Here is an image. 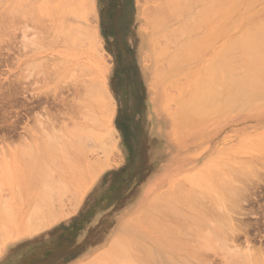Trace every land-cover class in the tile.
<instances>
[{
    "label": "rangeland",
    "instance_id": "1",
    "mask_svg": "<svg viewBox=\"0 0 264 264\" xmlns=\"http://www.w3.org/2000/svg\"><path fill=\"white\" fill-rule=\"evenodd\" d=\"M24 1H0V15L2 14V16H0L2 19L0 20V213L6 215L7 212H10L8 214H11L12 219L16 218L15 222L14 220V223L12 222L14 225L10 224L11 226L8 228L22 225V221H25L23 219H26L25 217L27 214L34 213V210H37L39 215H41V213L45 214L41 215L43 219L36 216V219H42L39 220V223L43 221L40 225L41 227H36L37 224H35V226L34 223H32L31 228L27 229L28 231L26 232H24L25 229H23L19 233H14V235H10L9 233L0 238V264H95V259L98 260L99 257L106 256L103 251H106L109 245L112 246L115 237L119 236L122 232L121 227L124 226L130 218L134 217L135 213L142 207H151L153 210L158 206L157 203L163 202L165 204V201L161 200V198L164 197L163 193L165 195L169 192L176 193V188H174L176 184L177 186L181 184L177 188L178 192L179 189L182 188L184 190L181 191H185L183 193L187 195H190V193L198 194V192H200L199 194L201 195L205 193L204 195L207 197H215L216 194H214L213 191L216 192V187H214L213 190L208 189L210 190L208 191L206 184H202V179L200 180V186H195L196 184L193 183L196 178L194 177L195 179L192 180L193 176L197 173L200 176V172L204 169L209 170L208 172L218 168L221 169V167H219V162L225 163L228 161V164L232 162L231 164L233 167L237 168L240 161L243 160V162L251 160L253 166L250 163L252 168L249 166L248 169L252 174H249L250 172L248 171L250 176H248L246 172L245 177H250L253 181L242 178L241 174L242 185L238 184V186L241 187L245 185L244 189L247 188V191H244L246 194L244 199L245 197L246 199L244 200L241 197L245 202L240 199V207H237L241 208V211L237 214L235 210L230 211L229 209H225V211L230 217L232 224L236 223V226L234 225L236 234L240 231L239 237H237L238 234L236 236L238 245L240 244L242 249L245 247L251 248L252 246L251 250L255 249L256 251H261L263 259L264 105L262 107H251L253 109L247 111L250 107L249 105L245 107L246 104L243 106V103L237 102V104L234 103V106L236 105L234 110H231V106L226 113L209 119L205 124L199 123L193 128H187L189 130L184 129L182 130L183 132L179 131L177 134H173L171 129L172 117H170L169 114L177 113L179 107L176 101L186 92L182 91L180 88L177 89L178 82H176V78L180 77V75L182 76V74L185 76L187 75L186 73L189 71L188 66L190 62L184 60L187 64L185 63L183 68L181 67V70L174 74L171 68L167 67L168 64L167 66H162L166 65L164 62L168 60L169 54H161L162 58L160 57L161 55L158 56L159 54H156L157 52L160 53L161 47L163 48V46L165 47V45H167L166 43L164 44L165 40L163 38H158L155 42L158 41L159 44L149 43V46L146 45V37L149 38L153 32V25H151L153 21L148 17L151 15L150 12H153V8L156 7L158 3H161L160 0H90L91 2H89V0H86V2H84V0H77L78 3L76 0H59L60 3L58 0ZM256 1H258L256 5L245 12L244 10L240 11L243 9V5H240V8L238 6L239 10L233 17L236 16L235 18L237 19L238 15L239 17L241 15L240 20L238 19L239 23L235 24L233 30H230V32L227 30L228 33H225L210 49H206L207 51L202 50V59H210L214 54H218L219 51L225 49V46L227 47L228 42L231 41L237 33H241L250 26L253 20H256V17H254L252 21L250 19L253 18L259 10L264 8L263 0ZM20 2H22V5H20ZM75 2L80 9L84 5V9H78L79 7ZM80 3L83 4L82 7ZM9 4H11L12 7L8 6ZM89 4L90 6L85 7ZM69 5H71V7H69ZM152 5L155 6L153 7ZM76 6L77 8H75ZM156 8H158V6ZM22 9L23 12H21ZM32 10L34 11L31 12ZM57 10L60 14L56 16ZM10 11L15 12L13 14ZM79 11H83V13H81L84 16L87 14L85 18L89 15L88 19L91 18L90 21L88 22V19L85 20L84 17H79L82 15ZM239 12H243L244 15ZM29 13L32 15H29ZM73 13L76 15L75 17ZM157 13L158 12H156V14ZM64 15L66 21H62ZM152 16L153 14L150 17L152 18ZM35 17L38 19L35 20L37 22L34 21ZM56 18L60 19L58 20ZM80 18L83 19L81 20ZM32 20L34 22H30ZM71 20L72 22L79 21L82 26L84 25V27L81 28L82 32L83 28H85L86 31H88L87 29L89 27L92 29L93 27L95 28L93 30L94 33L91 35L88 34L90 30L88 33L86 32L88 34L87 38L89 35L90 37L93 35V38H95L94 42L98 45V49L96 48L97 45L92 47L93 53L90 52L91 50H85V46L83 47L84 49L81 47L83 43L84 45L85 42L88 43L86 40L80 45V42H82L81 38H86L85 32L84 35H81V38L79 36L80 34L78 35L80 38V46L74 48L78 43L76 44L74 42L76 33H74L73 30H75V32L81 30L78 29V23L74 24V27ZM39 21H42V23ZM247 21H249V23H247ZM4 22L7 23L5 24ZM60 22L67 23L68 25H66L68 28L63 29V27L66 26H63ZM35 23L37 24L35 25ZM69 23H71L73 27ZM41 25L43 28H40ZM69 26H71L70 30L73 29L71 32L73 31L72 34H74V37L70 33V30H68ZM76 26H78L77 30ZM44 28L47 32H43ZM64 33H66L68 37ZM68 34L73 37L72 40L71 37L69 38L70 35ZM94 35L96 37H94ZM5 37L8 39L6 38L5 40ZM182 37L183 38L177 37L179 40L176 38L177 41L174 39L175 42L172 40L174 42L173 44L170 42L166 46H169V49L171 48L170 50L168 49L170 52L175 50L179 41L185 38L188 39L186 36ZM68 41H70L69 44ZM76 42H78V40ZM90 42L92 43V41ZM87 47L86 45V48ZM159 48L160 50H158ZM94 50L101 53L103 56L100 57L101 54L97 56L98 54H96L97 52L95 51V53ZM85 53L91 54L90 58H87ZM203 54L205 56H203ZM156 55L158 59L155 57ZM102 58L104 59L102 60ZM193 60L196 62V59L193 58ZM83 62L87 67L89 64H92V66L90 65L89 67L95 69L94 76L100 75V77L96 78L97 76L93 77L91 74V79L103 78L102 66L105 67L103 73L106 75L107 86L111 94L110 97H112L111 101H113L112 106L114 105V115L111 123V127L115 130L116 145L115 147L113 146L115 149L112 151L114 153L107 151V153L105 152L104 154L101 149V151L97 150V146L96 150L98 152L94 151L95 146L93 147L92 145L93 139L87 143V146L83 147L82 145L86 144L85 141L87 140L88 142V139H90L88 138L90 134L83 128L84 126L79 127L78 125H73L66 117H64L65 119H61L62 123H57V127L55 126L56 131L61 136L59 137V135L56 134L54 138L55 141L53 139L56 132H54L55 129L52 130L51 127H48L51 128V132L49 133L50 130L46 129L47 127H45V129L42 127L40 131V126L42 125H38L39 123L36 120L37 115L43 118L49 115L47 112L51 111L50 113H52L57 111L60 113L58 110L61 108H63L61 110H64V105L61 104H64L65 96H69V91L67 90V92L63 87H72L74 86V82H80L79 80L84 77L85 73L83 70L86 71L85 68H87L85 67L83 69L85 66ZM162 62L163 64H161ZM195 62L192 61V63ZM44 63H46V66H43ZM60 63L62 64L59 65ZM99 63H101L100 68L98 66ZM157 65L161 66V69H165L166 67V70H163V72L161 70L160 72V68L157 67ZM43 69L47 77H43L44 75L46 76ZM71 69L73 70L72 72ZM157 71L160 72V75L163 73L160 79L158 75L156 76ZM49 72H51V75ZM184 75L180 77V80L178 78L183 84L187 81ZM46 78H48V81H46ZM181 82H179V84ZM169 83H173L174 85H170ZM60 85L62 89H59V87H61ZM10 86L13 88V92H11L12 88ZM59 91L61 93H59ZM60 94H64V97L62 95L60 96ZM60 97L63 99H60ZM160 101L166 104L167 114H164L163 110L159 107L158 102ZM263 101L264 98L262 101L260 100L259 103L261 104ZM55 103L56 105H54ZM238 103L240 106L242 104L244 109L242 107L241 110L237 109L239 106ZM262 104H264V102ZM57 105L61 106V108ZM61 124H63L64 130L59 129V131L57 128H59ZM67 127L69 130L72 129V131H69ZM31 129H36L33 131L39 133L36 134L37 136L39 135L40 138V147H38L39 145L37 146L36 142H32V136L30 135ZM65 130L68 133L64 132ZM73 130H75L76 133ZM52 132L54 135H52ZM86 133L88 134L87 137ZM261 136L263 137L262 140ZM70 137L73 140L71 143L69 141ZM79 138L80 140H78ZM255 138H260V140ZM47 140L52 143V147L56 150H50L51 147H49L50 144H47ZM76 140H78L79 143H77ZM256 140H258V143ZM262 141L263 143H261ZM43 143L46 147L45 153H51L47 154L50 156L49 159L45 156V159L47 157L48 160L44 159L45 161H42L46 162L48 167L50 166L49 170L52 168V171L50 170L51 173L47 172L44 168L43 171L47 172V176L45 172V175L40 172L42 174L41 177L38 172L39 174L37 173L38 175L35 174L33 177L32 175L34 173L32 170L35 169V167L37 168L38 165L37 157L34 154L40 152L39 148L42 149V147H44ZM79 152H81V154ZM52 155L53 158H51ZM105 155H107L108 158H106ZM50 158L53 161L55 159L54 166ZM236 161L239 163H235ZM104 163L106 164L104 165ZM55 164H57V166ZM58 165L61 166L59 167ZM62 166L66 170H64ZM90 166L94 167L92 168ZM240 167L241 166L238 168ZM254 167L259 170L256 169L257 172L255 170H253L255 171L253 172L252 169H255ZM62 168L63 170H61ZM31 173L33 174L30 175ZM36 175L41 177V179ZM48 175H50L49 178H47ZM43 177L45 179H42ZM46 178L49 180L51 179L52 181L50 182L52 183H50L49 180L46 181ZM59 179H63V183L60 182L61 180ZM44 180L47 183L44 182ZM245 180L248 181L245 183ZM33 181L35 184H33ZM58 181L61 186L56 183ZM249 181H251V183ZM181 182L183 183V187ZM64 183L68 185L66 186ZM69 184L71 185L69 186ZM246 184L249 185V188L248 186L246 187ZM43 186L44 189H40V187L43 188ZM173 188L175 190H173ZM38 191H41V194L44 192H48L49 194L44 193L43 199H39L38 197L40 196L37 195L39 194ZM248 191H250V193ZM16 192L18 194L21 192L22 196L18 195ZM23 197L28 200L25 201ZM153 198H160V200L154 201L152 200ZM39 205L41 206L40 208ZM233 205L235 206L238 204ZM51 209L54 213L56 210V213L48 214L53 212ZM31 210L32 212H30ZM39 210H43V212L39 213ZM37 211H35V213H37ZM11 212H15L14 214L16 215ZM47 220H50L49 222L52 223H49ZM44 222H47L46 226ZM0 224L2 225V223ZM135 226L134 223V227ZM237 230L239 231L237 232ZM232 244H234V242ZM203 249L202 257H199L202 259L201 264H228V262L224 261H227L224 251L215 253L214 251ZM135 258L132 256L131 259L133 261L131 260V262L128 260L129 262L127 261L126 264H139L138 260L136 259V261ZM108 260L109 259H106L105 261L107 262ZM124 260L125 259H123V261Z\"/></svg>",
    "mask_w": 264,
    "mask_h": 264
},
{
    "label": "bare ground",
    "instance_id": "2",
    "mask_svg": "<svg viewBox=\"0 0 264 264\" xmlns=\"http://www.w3.org/2000/svg\"><path fill=\"white\" fill-rule=\"evenodd\" d=\"M78 1H77V3H78ZM91 1L89 0V2H91ZM259 1H262V0H259ZM24 2H26V1H24ZM84 2H86V0H84ZM160 2L161 3H158L156 5V7L158 6V8L154 7L155 5L154 6L152 5L154 7L152 10L153 12H150V13H151V15L153 14V16H152V18L150 17L151 15H149V17H148L149 19H151L153 21L152 22L153 24H151V25H153V32L149 38L146 37V39H147L146 45L149 46V43L150 44H153V43L157 44L158 41L157 42H155V41L158 38H163L166 41V42L164 41V44L166 43L168 45L170 42H172L171 44H173L175 42L174 39L176 40L177 37L178 38H183L182 36L188 37V39L185 38L184 40L179 41L175 47V50H173L172 52L169 51L171 48L169 49L168 48L169 46L166 47L167 45H165V47L164 46H163V48L161 47V50H160V48L158 49V50H160V53L159 52L156 53V54H159L158 56H160L161 54H164V55L169 54V56H168L169 58H168V60H166L167 62L166 61L164 62V64L166 63V65H162V66L164 67V66H167V64H168L167 67H170L174 74H175V72L180 71L181 67L183 68V65L186 63V61L190 62V63L188 62L189 66L187 65L188 70H189L186 73L187 75L186 76L184 74H182V76L180 75V77H183V75H184V78L186 77V79H187L186 83L183 84L181 81H179L180 77H178L179 80H178V78H176L177 79L176 82H178L177 89L180 88L182 91H186V92L184 94H182L176 101L178 103V107H179V110L177 109L178 110L177 113H174V114L170 113L169 114L170 117H172V127H171L172 133L177 134L179 131H182V130L187 129V128H189V129L193 128L199 123L205 124L208 122L209 119L214 118L218 115L221 116L222 114L226 113L228 108L231 106H232L231 110L232 109L234 110V108L236 106V105L234 106V103L237 104V102L243 103V106H244V104H246L245 107L247 105H249L250 109L248 108L247 111H250L251 109H253L257 106L262 107L264 105V104H262L264 101L261 104L259 102H260V100L262 101V99L264 98V8L262 10H259L257 12V14H255V16H253V18L250 19L252 21V19H254V17H256V20L255 21L253 20L252 23L250 24V26H248L241 33H237L234 36V38L228 42L227 47L225 46V49H223L222 51H219L218 54H214V56L210 59L205 60V59H202V57H201L202 50H206L208 48L210 49L214 44H216V42H218L222 38V36L225 33L227 34L228 31L230 32V30H233L235 24L239 23L241 15H240V17L238 15L237 19L235 18L236 16L235 17H233V16L236 12H238L239 8L241 7L240 5H243V9H241L240 11L244 10V12H245L246 10L252 9V7H254L256 5V2H258V1H256V0H162L161 1L160 0ZM14 3H15V1H14ZM21 3L22 2H20V5H22ZM59 3H60V1H59ZM77 3L75 2V4L78 6ZM63 4H64V2H63ZM63 4H62V6H63ZM84 4H86V3H84ZM82 5L83 4L80 3L81 7H82ZM8 6L12 7L11 4H9ZM77 6L75 8H77ZM88 6H90V4L86 5L85 7H88ZM238 6H239V8H238ZM69 7H71V5H69ZM83 7H84V5H83ZM32 8H34V7H32ZM82 8L80 9V7H79L78 9L82 10ZM78 9H77V11H78ZM63 10H64V7H63ZM155 10H157V11H155ZM33 11L34 10H32L31 12H33ZM70 11H69V14H70ZM10 12H12V11H10ZM14 12L15 11H13L12 13L14 14ZM21 12H23V9ZM58 12L59 11L57 10V13L55 14L56 16H57V14L58 15L60 14V12L59 13ZM81 12L83 13V11H81ZM81 12L79 11V13H81ZM91 12H92V10H91ZM156 12H158V13L156 14ZM63 13H64V11H63ZM93 13H94V11H93ZM239 13L240 14L242 13V15H244L243 12H239ZM4 14H6V13H4ZM13 14H12V16H13ZM155 14H156V16H155ZM252 14H254V13H252ZM29 15H32V14L29 13ZM61 15H62V13H61ZM82 15L81 16L78 15V16L84 17L85 20L88 19V17H89V15H88V17L85 18L87 14L85 16L84 15L82 16ZM157 15H159V16H157ZM0 16H2V14ZM8 16H9V14H8ZM67 16H69V15H67ZM73 16L75 17L76 15L74 14ZM64 17H65V15L63 16L62 21H64V20L66 21V19ZM36 19H37V17H35L34 21ZM41 19H42V17H41ZM41 19H39V20H41ZM56 19H58V18H56ZM80 19L82 20L83 18H80ZM90 19H88L87 21L89 22ZM0 20H2V19L0 18ZM34 21L32 20L30 22H34ZM35 22H37V21H35ZM71 22H72V20H71ZM4 23L6 24L7 22H4ZM40 23H42V21ZM61 23L62 22H60V24ZM76 23H78L77 25L79 26V28H78V26H76V30H77V28L81 30V28L84 27V25L82 26L81 22H79V21L78 22H72L73 25ZM247 23H249V21H247ZM8 24H9V22H8ZM36 24L37 23H35V25ZM62 24H63V26L64 25L66 26V27H63V29L68 28L67 23H66L67 25L64 22ZM69 24H71V23H69ZM72 24H71V26L73 27ZM245 24H246V22H245ZM1 25H2V23H1ZM35 25H33V26H35ZM41 26H40V28H43V26L42 27ZM58 26H59V24H58ZM71 26H69L68 30H70ZM74 27H75V25H74ZM2 29H5V28H2ZM94 29H95L94 27H93V29L91 27H89L87 30L88 31L90 30L89 31L90 33H88V31H86L85 28H83V32H82V30L81 31L77 30L75 32V30L71 29L74 31V33H76L75 38L78 40V42H76L77 41L76 39H75L76 41L74 40V42L76 44L78 43V45H75L74 48H76V46L77 47L80 46L86 40L88 43L85 42V45L83 43L81 45V47L83 48L85 46L84 47L85 50H91L90 52L93 53L92 47L93 46L95 47L97 44L94 42L95 38H93V35L91 37H90V35L92 33H94V31H93ZM241 29H243V28H241ZM68 30H67V32L69 33ZM71 30H70V33L72 34L73 31L71 32ZM4 31H3V33H4ZM44 31H46L45 28H44L43 32ZM77 32H78V34H77ZM84 32H85L86 38H87L88 34H90L87 39L85 38V36H84L85 39H83V37L81 38V35L82 34L84 35ZM24 33H25V30H24ZM0 34H1V32H0ZM64 34H66V33H64ZM68 35H70V34H68ZM76 35H77V37H76ZM78 35L80 36V38L82 40V42H80V45H79L80 38L78 37ZM95 35H94V37H96ZM66 36H67V34H66ZM72 36L74 37V34H72ZM70 37H71V35L69 36V38ZM73 37H71V40L73 39ZM6 38L7 37H5L4 39L6 40ZM90 38H91V40H90ZM178 38H177V40H179ZM57 40H59V39H57ZM10 41H12V40H10ZM10 41H7V42H10ZM90 41H92V43ZM64 42H62V43H64ZM69 42L70 41H68V44H69ZM72 43H70V44H72ZM86 45L88 47L90 46L91 48L90 47H89V49H88V47L86 48ZM72 46H74V45H72ZM160 46H162V45H160ZM160 46H158V47H160ZM81 47H79V48H81ZM96 48L98 49V45L96 46ZM96 48H94V49H96ZM156 49H157V47H156ZM96 50H94V52ZM97 51L100 52L99 50H97ZM98 52L96 53V54H98L97 56H99V54H101ZM90 55L91 54L87 53L86 54L87 58H90ZM102 56L103 55L101 54L100 57H102ZM158 56L156 55L155 57L158 59ZM203 56H205V55L203 54ZM160 57L162 58V55ZM193 58L196 59V62H195V60H193ZM103 59L104 58H102V60ZM184 60H186V61H184ZM69 61H71V60H69ZM192 61H194L195 63H192ZM101 63L98 64L99 68L101 67ZM61 64L62 63H60L59 65H61ZM78 64H79V62H78ZM83 64L85 65L84 62H83ZM161 64H163V62ZM73 65H71V66H73ZM90 65L92 66V64H89L88 67L86 65L83 67V69L85 67H87V68H85L86 71L83 70L85 72L84 77H82L79 80L80 81L79 83L74 82V86L71 87V86H67L68 85V82H67V85H66L67 87H65V88L63 87V89H66V91L67 90L69 91V96H65V102H63L64 104H61V105H64L63 106L64 110H61L63 108H61V106L57 105L61 108L60 110L57 109L58 111H60V113L57 111L50 113L51 112L50 111V112H47V113H49V115L47 117L41 118V116L37 115L36 120L39 123L38 125H42V126H40L41 128L39 127L40 131L42 130V127H44V129H45V127H47L46 129L50 130L49 131V133H50L51 128H52V130L55 129L54 130V132H55L56 127H57L56 126L57 123H62L61 119L66 117L69 119V121H71L73 123V125H78L79 127L84 126L83 128H85L88 131V134H90V135H88L86 133V137L88 135V138H90V139H88V142H87V140L85 141L86 144L82 145L83 147L87 146V143H89L90 141H92L91 139H93L92 145H93V147L95 146L94 151L98 152L97 150L101 149L102 153L105 154V152L107 153V151L112 152L113 149H115L114 147L116 145L115 130H113L114 128L111 127L112 118L114 115V107H113L114 105L112 106V104H113V101H111L112 97H110L111 94H110L109 88L107 86L106 75L103 73V71L105 70V67L102 66V77L103 78L96 79V78L100 77V75L99 76L95 75L97 77L91 79L90 76H91V74L92 75L94 74L95 69H92L91 67H89ZM43 66H46V63H44ZM187 66H186V68H187ZM50 67H48V68H50ZM157 67L160 68L161 66L157 65ZM161 68H160V72H161V70H162V72H163V70H166V67H165V69L164 68L161 69ZM44 69H43V71H44ZM58 69H59V66H58ZM72 71L73 70L71 69V72ZM160 72L157 71V73H159V74L156 73V76L158 75L159 79L162 77L161 75H163V73L160 75ZM184 72H186V71H184ZM49 73L51 75V72H49ZM173 73H171V74H173ZM44 74H46L45 71H44ZM169 75H170V73H169ZM62 76H63V74H62ZM95 76L93 75V77H95ZM43 77H47V74H46V76L44 75ZM172 78H174V77H172ZM46 79L45 80L48 81V78H46ZM179 82H181V83L179 84ZM169 84L171 85L173 83H169ZM63 86H64V84H63ZM57 87H59V86H57ZM60 88L62 89V86L59 87V89ZM174 88H176V87H174ZM59 89H57V90H59ZM54 90H55V88H54ZM0 91H1V86H0ZM11 92H13V88H12ZM61 92H62V90H61ZM61 92L59 91V93H61ZM70 93H71V96H70ZM61 95L64 97V94H60V96ZM67 95H68V93H67ZM58 97H59V95H58ZM68 97H70V98H68ZM61 98L62 97H60V99ZM162 102L163 101L158 102V105L163 110V113L167 114L168 112H167L166 104L165 103L163 104ZM54 105H56V103ZM241 107H242V104H241V106L239 104L237 109L241 110L243 108V107L242 108ZM251 107H253V108H251ZM237 109H236V111H237ZM243 111H246V110H243ZM263 111H264V109H263ZM169 115H167V116H169ZM79 124L82 126H80ZM62 125L63 124H61V126H59V128H57V130H59V129L62 130L63 129ZM78 126H77V128H78ZM48 127H51V128H48ZM44 129H43V132L45 134ZM67 129L69 130L68 127H67ZM189 129H187V130H189ZM33 130H36V129L30 130V132H31L30 135L32 136V142L33 141L36 142L37 146L39 145L38 147H40V143H39L40 138H39V135L37 136V134H39V133H37V131H33ZM37 130H38V128H37ZM70 130L72 131V129H70ZM73 131L75 132V130H73ZM64 132H66V130ZM40 133H42V132H40ZM66 133H68V132H66ZM77 133H78V131H77ZM56 134H58L57 131L55 132V136H53V139L56 137ZM52 135H54L53 132H52ZM69 135H70V132H69ZM84 135H82V136H84ZM59 137H61V136L59 135ZM258 137H260V136H258ZM70 139H71V137L69 138V141L71 143V141H73V140L72 139L70 140ZM81 139H85V138H81ZM255 139L260 140V138H255ZM262 139H263V137L261 136V140ZM78 140H80V138ZM78 140H76L77 143H79ZM258 140H256L257 143H258ZM47 141H48L47 144H50V146L47 145V146L51 147L50 150L51 149L56 150L54 147H52L53 146L52 143H50L49 140H47ZM54 141H55V139H54ZM252 141H254V140H252ZM263 141H264V139H263ZM263 141L261 143H263ZM91 143H90V145H91ZM72 144H73V142H72ZM43 145H44V147H42ZM43 145L41 146L42 149L39 148L40 152L39 153L37 152V154H34L37 157V158L36 157L35 158L37 159L38 165H37V168L34 166L35 169L32 170V172L34 174L33 173L30 174V175L33 174L32 175L33 177L38 172L39 173L42 172L44 175L46 173V176H47V172H50V170L52 171V168L49 170L50 166L48 167V164L46 162H44L47 159V157L49 159L50 156L47 154H49L51 152H49V153L47 152V154H46L45 153V148H46L45 144L43 143ZM62 146H64V145H62ZM96 146L98 147V149ZM46 151H47V149H46ZM89 152H91V151H89ZM79 153L81 154V152H79ZM112 153H114V152H112ZM66 155H68V154H66ZM45 156H47L46 159H45ZM105 156H106V158H108L107 155H105ZM51 158H53V155ZM42 160H44V161H42ZM99 160H100V158H99ZM54 161H55V159H54ZM54 161L51 159V162H53L52 165L54 164ZM243 161H240L241 164L238 161L235 162V163H237V162L239 163V166H241L240 168H238L239 166L237 168L233 167V165L231 164L232 162H230L231 165L228 164V161L225 163L219 162L220 165H222V166L219 165V167H221V169L218 168V169H215V170L210 171V172H208L209 170L204 169L201 172L199 171L201 174L200 176L198 173L195 175L193 174L194 176H193V178L192 177L191 178H192V180L196 178L194 180V183H193V184H196L195 186H200V182L202 181V184H206L207 190L208 189L213 190V188L216 187V189H217L216 192L213 191V193L216 194L215 197H213V196L207 197L206 195H204L205 193H203V192H202L203 193L202 195L199 194L200 192H198L199 195L197 193L196 194L190 193V195L189 194L187 195V194L183 193L185 191H183V192L181 191V190H184L182 188H180L179 192H178L177 188L181 184H179L178 186L176 184V186H174V188H176V193H170L169 192L166 195L163 193L164 197H162V198L160 197L162 201H165V204L163 202L157 203L158 206L155 207L156 209H153V210L151 207L150 208L142 207L137 213H135L134 217L130 218V220L127 221V223L121 227V231L123 233L120 231L121 234L119 236L115 237V239H114L115 241L112 244V246L109 245L108 246L109 248L108 249L106 248L107 250L106 251L104 250L105 252L103 251V253H105L104 255H106V256L99 257L100 259L98 258V260L95 259V261H94L95 264H105L106 259H109L106 262V264H122L123 262H125L123 264H126V262L128 260L129 261L132 260L131 259L132 256H133V258L136 257L135 260L137 259L139 264H201L202 259L199 257H202V249L203 248H205L203 250H211V251H214L215 253H218L219 251L220 252L224 251L225 252L224 254H226L225 256L227 257V261L226 260H224V261L228 262V264H263L264 258L262 259L261 251H258V250L256 251L255 249L251 250L252 246H251V248L247 247L248 249L246 247H245L246 249L245 248L242 249L240 244L238 245V242H236V241H237V237H239L240 231L237 230V232L239 231L237 233L238 234V236H237L236 228H235L236 223L232 224L230 217L226 214V211H225V209H229L230 211L235 210V212L237 211L236 214L239 211H241L240 210L241 208H239L240 207V205H239L240 199H242V198L244 199V196H246L244 191H247L246 190L247 188L244 189L245 185L239 187L238 184L242 185L241 177L244 179L247 178V177H245L246 176L245 174H246V172H247V174L250 172L248 167L252 165L251 160L246 161V162H243ZM93 162H94V160H93ZM95 162H96V160H95ZM255 162H257V161H255ZM263 162H261V163H263ZM37 163H35V164H37ZM73 163H75V162H73ZM250 163H251V165H250ZM25 164H26V162H25ZM57 164H59V163H57ZM57 164H55V165L57 166ZM99 164H100V162H99ZM105 164L106 163H104V165ZM26 165L28 166V164H26ZM58 166L60 167L61 165H58ZM236 166H237V164H236ZM252 166H251V168H252ZM72 167H73V165H72ZM90 167H92V166H90ZM222 167H224V168H222ZM25 168H26V166H25ZM27 168H29V167H27ZM44 168H45V170H47V172L43 171ZM46 168H48V169H46ZM63 168L61 170H63ZM254 168L255 169H252V171L253 170L256 171V169H258L256 167H254ZM237 169H238V171H237ZM64 170H66V169L64 168ZM82 170H83V168H82ZM255 171H253V172H255ZM241 174H242V176H241ZM249 174H252V173L250 172ZM249 174H248V176H250ZM40 175L42 177L41 173H40ZM49 176L50 175H48L47 178H49ZM37 177H39V176H37ZM41 177H39V179H41ZM42 179H45V178L43 177ZM63 179H59V180H61L60 182H62ZM247 179L251 180L252 178L248 177ZM34 180H35V178H34ZM48 180L49 179H47L46 181H48ZM46 181L44 180V182H46ZM50 181H52V180L50 179L49 182ZM247 181L248 180H245V183ZM251 181H253V180H251ZM251 181H249V182L251 183ZM237 182H239V183H237ZM243 182H244V180H243ZM50 183H52V182H50ZM56 183L60 184L59 181ZM33 184H35V182ZM42 184H43V182H42ZM42 184H41V186H42ZM64 184L66 185V183H64ZM64 184H63V186H64ZM52 185H54V184H52ZM70 185L71 184H69V186ZM72 185H73V183H72ZM174 185H175V183H174ZM46 186H47V184H46ZM59 186H61V184ZM247 186L249 188V185L246 184V187ZM182 187H183V183H182ZM174 188H173V190H175ZM40 189H44V186H43V188L40 187ZM189 189H191V188H189ZM45 190L48 191L47 189H45ZM49 190H50V188H49ZM208 191H210V190H208ZM250 191H248V192L250 193ZM38 192H39V194H37V195L40 197H38V196H35V197H38L39 199H43L42 198L43 194L48 193V192H44L43 194H41L43 192V190H42V192L41 191H38ZM177 192L180 194H178ZM194 192H197V191H194ZM166 193H167V191H166ZM183 194H184V196H183ZM206 194L209 195L208 193H206ZM18 195L22 196L21 192ZM200 196H202V197H200ZM160 198H153L152 200L157 201L158 199L160 200ZM23 199L25 201L28 200V199H25L24 197H23ZM245 199H246V197H245ZM34 200H35V198H34ZM40 203H41V201H40ZM196 203H198V204H196ZM48 204H49V202H48ZM233 204H238V205H235L236 206V208H235V206ZM41 205H42V203H41ZM237 206H239V207H237ZM40 207L41 206L39 205V208ZM238 208H239V210H238ZM35 211H37V210H34V213L27 214V216L25 217L26 219H23L25 221H22L23 222L22 225L17 226V227H12V228H8V227L11 225H14L13 223L15 222L16 218L12 219L11 214H8L10 212H7L6 215H2L0 213V223H2V225L0 224V238H2L3 235H8L9 233H10V235H12V234L14 235V233H19L23 229H25L24 232H26V231H28L27 229L31 228L32 223H34V225L37 224V226L35 225L36 227H41L40 225L43 221H41V223H39L40 222L39 220L43 219L41 217V215L42 214L44 215L45 213H41V215H39L38 211H37V213H35ZM30 212H32V210ZM40 212H43V210L42 211L39 210V213ZM11 213H13V212H11ZM53 213H54V211L51 213H48V214H53ZM55 213H56V210H55ZM14 215H16V214H14ZM36 216H38L42 219H38V218L36 219ZM231 216H233V215H231ZM35 219H36V221H35ZM49 219L52 220V218H49ZM233 219H234V217H233ZM13 220H14V222H13ZM37 220H38V222H37ZM50 220H47V221L49 222ZM45 221H46V219H45ZM52 221H55V220L53 219ZM35 222H37V223H35ZM44 223L46 226L47 222H44ZM49 223H52V222H49ZM134 223L136 226L137 225L138 226L134 227ZM43 226H44V224H43ZM1 229L2 230L4 229V230L2 231ZM2 232H4V233H2ZM118 233H119V231H118ZM233 242H234V244H232ZM231 245H233V246H231ZM248 246H250V245H248ZM103 257H104V259H103ZM123 259H125V260L123 261ZM210 264H213V263H210Z\"/></svg>",
    "mask_w": 264,
    "mask_h": 264
}]
</instances>
